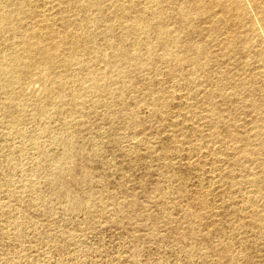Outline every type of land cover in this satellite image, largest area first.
Instances as JSON below:
<instances>
[{"label": "rangeland", "instance_id": "obj_1", "mask_svg": "<svg viewBox=\"0 0 264 264\" xmlns=\"http://www.w3.org/2000/svg\"><path fill=\"white\" fill-rule=\"evenodd\" d=\"M0 264H264V0H0Z\"/></svg>", "mask_w": 264, "mask_h": 264}, {"label": "bare ground", "instance_id": "obj_2", "mask_svg": "<svg viewBox=\"0 0 264 264\" xmlns=\"http://www.w3.org/2000/svg\"><path fill=\"white\" fill-rule=\"evenodd\" d=\"M17 5H18V4H17ZM17 5H16V6H17ZM236 6H237V5H236ZM239 8H240V6H239ZM241 9H242V8H241ZM6 20H7V19H6ZM18 21H19V20H18ZM13 22H14V21H13ZM11 23H12V22H11ZM10 25H11V24H10ZM13 25H14V24H13ZM8 27H10V26H8ZM16 28H17V27H16ZM14 31H15V30H14ZM10 32H11V31H10ZM34 35H35V34H34ZM33 37H34V36H33ZM38 37H39V36H38ZM41 37H42V35L40 36V38H41ZM34 38H35V37H34ZM28 40H29V39H28ZM43 40H44V39H43ZM44 41H45V40H44ZM27 43H28V42H27ZM29 43H30V42H29ZM41 43H42V42H41ZM41 43H40V44H41ZM43 44H44V43H43ZM36 45H37V44H36ZM47 45H48V44H47ZM31 46H32V45H31ZM39 46H40V45H39ZM26 47H27V46H26ZM26 47H25V48H26ZM40 47H42V46H40ZM29 49H30V47H29ZM199 49H201V48H199ZM26 50H27V49H26ZM31 50H32V49H31ZM33 51H34V50H33ZM45 51H47V50L45 49ZM39 52H40V51H39ZM41 52H42V51H41ZM43 52H44V51H43ZM52 52H53V51H52ZM197 52H198V51H197ZM198 53H199V52H198ZM25 54H26V52H25ZM48 54L51 56V53H48ZM41 55H42V54H41ZM43 55H44V54H43ZM43 55H42V57H43ZM46 55H47V54H46ZM46 55H45V56H46ZM54 55H55V54H54ZM47 57H48V56H47ZM47 57H46V58H47ZM20 58H21V57H20ZM50 58H51V57H49L48 59H50ZM14 59H15V58H14ZM17 59H18V58H17ZM44 59H45V57H44ZM15 64H16V63H15ZM10 65H11V64H10ZM10 65H9V66H10ZM14 68L16 69V67H14ZM12 76H13V75H12ZM13 77H14V76H13ZM14 80H16V79L14 78Z\"/></svg>", "mask_w": 264, "mask_h": 264}]
</instances>
